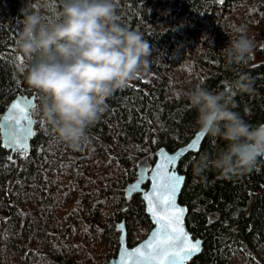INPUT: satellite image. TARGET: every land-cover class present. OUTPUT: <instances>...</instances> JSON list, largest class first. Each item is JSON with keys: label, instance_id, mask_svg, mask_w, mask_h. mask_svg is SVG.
I'll use <instances>...</instances> for the list:
<instances>
[{"label": "trees", "instance_id": "1", "mask_svg": "<svg viewBox=\"0 0 264 264\" xmlns=\"http://www.w3.org/2000/svg\"><path fill=\"white\" fill-rule=\"evenodd\" d=\"M49 1L57 21L63 0ZM39 2L0 0V117L25 93H36L33 113L42 116V94L22 87L16 54L21 10L36 12ZM114 2L118 23L149 43L154 80L139 77L108 98L79 149L57 140L42 118L28 155H12L0 136V215H8L0 222V264H105L119 249L121 221L130 246L142 241L152 224L141 196L128 200L125 188L140 158L149 155L154 162L158 148L174 151L200 130L198 112L187 99L197 85L227 92L247 75L253 91L236 92L232 110L253 126L264 122V62L254 64L252 57L229 64L222 53L242 27L264 54V0ZM225 147L207 135L200 151L179 166L186 175L180 200L188 207L187 227L204 242L189 264H231L233 257L251 258L255 247L264 246V158L231 179L215 169L194 173L201 156L215 158Z\"/></svg>", "mask_w": 264, "mask_h": 264}, {"label": "clouds", "instance_id": "2", "mask_svg": "<svg viewBox=\"0 0 264 264\" xmlns=\"http://www.w3.org/2000/svg\"><path fill=\"white\" fill-rule=\"evenodd\" d=\"M21 11L17 50L32 61L26 80L42 94L41 118L57 140L79 149L88 141L87 129L105 112L106 100L142 76L152 49L140 32L118 23L114 0H63L59 20L47 23L37 12ZM234 31L222 53L229 64H246L256 42L244 28ZM252 91V80L241 74L231 91L197 85L187 94L200 131L226 144L215 158L200 157L197 176L215 169L231 179L264 158V124L253 126L232 110L236 92Z\"/></svg>", "mask_w": 264, "mask_h": 264}, {"label": "water", "instance_id": "3", "mask_svg": "<svg viewBox=\"0 0 264 264\" xmlns=\"http://www.w3.org/2000/svg\"><path fill=\"white\" fill-rule=\"evenodd\" d=\"M219 2H226L228 0H218ZM20 60L23 59L19 54ZM19 104L24 109L23 115L28 117L27 120L21 119L20 125H16L14 118L20 116V113L13 106ZM37 107V95L31 94H18L16 95L5 111L0 117V136L2 146L9 150L12 155H28L31 151L32 140L36 133V124L40 120V116H35L33 111ZM264 124V122L262 123ZM207 137L206 134L198 130L195 135L184 145L178 147L174 151H169L165 147L158 148L155 153L154 162H151L150 156L146 155L139 159L136 170V177L125 188V196L130 200L134 195L139 194L144 202L145 211L148 215L152 228L148 235L134 246L128 243V233L125 221L117 223L116 228L119 231V249L115 257H112L105 264H137L138 258L133 254L132 250L142 247L146 242L155 239L159 231V221L152 214L150 203L156 206L157 212H163L162 206L158 203L157 197L153 196L156 191L154 185L157 183V172L160 171L159 165L163 164L168 172L181 177V183L175 195V205L182 210L181 226L184 232L193 243L198 242V251L187 254L189 258L184 260H176L175 264H189L195 257L201 254L203 250V239L196 238L192 235L187 227L188 207L181 203V194L186 183V175L181 173L179 166L181 161L190 153H197L200 151L203 141ZM23 144L24 147L19 145ZM160 194L163 195L164 190L160 189ZM151 196V202L147 197ZM8 215H0V222L6 220ZM146 251V249H145ZM139 264H156L155 261H140ZM169 264V262H165Z\"/></svg>", "mask_w": 264, "mask_h": 264}, {"label": "snow or ice", "instance_id": "4", "mask_svg": "<svg viewBox=\"0 0 264 264\" xmlns=\"http://www.w3.org/2000/svg\"><path fill=\"white\" fill-rule=\"evenodd\" d=\"M20 113V116L10 118L14 119L16 125H20L21 119L27 120L24 116V109L19 104L13 106ZM24 147L23 144L19 145ZM160 171L157 172V183L154 185L156 191L153 196L157 197L158 203L162 206L163 212H157L156 206L150 203L152 214L159 221V231L155 239L145 243L144 246L133 249V254L140 261H155L156 264H175L176 260L189 258L187 254L198 251V242L193 243L181 226L182 210L175 205V195L181 183V177L168 172L165 165L158 166ZM160 189L164 190L163 195ZM147 199L151 202L152 197ZM146 249V251H145Z\"/></svg>", "mask_w": 264, "mask_h": 264}, {"label": "rangeland", "instance_id": "5", "mask_svg": "<svg viewBox=\"0 0 264 264\" xmlns=\"http://www.w3.org/2000/svg\"><path fill=\"white\" fill-rule=\"evenodd\" d=\"M53 3L50 2L49 0H40L39 4H38V9H37V13H39L42 17V19L44 20V22H49V21H53ZM23 24L21 22L20 25V32L22 30ZM18 50H17V46H16V54H18ZM264 62V54H260L258 52V47H256L254 49V53H253V63L254 64H258V63H262ZM30 64H29V60L23 56V59L20 62V68L24 73V78H23V82H22V87L26 88V89H31L32 87L27 83L26 80V75H27V71L29 68ZM141 79L145 80V81H153L154 80V73L151 69V65L148 62L147 65L145 66L144 70H143V74L140 77ZM231 264H264V246L263 245H259L257 247H255L252 250V254H251V258L247 257V255H239V256H235L232 258L231 260Z\"/></svg>", "mask_w": 264, "mask_h": 264}, {"label": "bare ground", "instance_id": "6", "mask_svg": "<svg viewBox=\"0 0 264 264\" xmlns=\"http://www.w3.org/2000/svg\"><path fill=\"white\" fill-rule=\"evenodd\" d=\"M20 15V14H19ZM21 19V18H20ZM18 34V33H17Z\"/></svg>", "mask_w": 264, "mask_h": 264}]
</instances>
